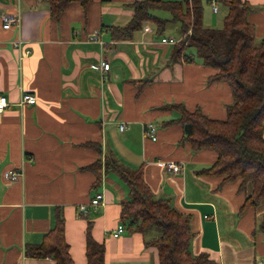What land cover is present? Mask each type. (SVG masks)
<instances>
[{"label":"crops","instance_id":"crops-1","mask_svg":"<svg viewBox=\"0 0 264 264\" xmlns=\"http://www.w3.org/2000/svg\"><path fill=\"white\" fill-rule=\"evenodd\" d=\"M136 1L141 0H93L88 8L70 3L56 19L51 0H0V96L10 104L0 113V264H54L24 253L27 244L41 243L54 228L57 208L64 212L73 264H87L88 222L95 241L106 245L107 264H159L157 249L141 233L111 235L129 188L114 172L104 173L94 186L88 168L110 155L132 170L141 168L157 198L190 215L192 254L206 253L214 264L264 260V232L259 231L264 210L240 214L246 196L238 184L220 188V177L197 173L211 166L216 154H193L180 143L182 128L164 126L174 118L164 108L172 102L226 119V106L233 102L230 87L209 84L217 70L201 60L188 63L182 54L176 58L174 46L162 43L172 36L157 35L150 25L132 39L115 40L114 28L130 23L134 10L129 5ZM221 1L204 0V10L208 2L213 13V2ZM246 1L253 6L249 20L256 37L263 40L264 0ZM5 15L20 16V24L4 29ZM121 19L124 23H116ZM204 19L215 28L211 15ZM24 50L30 53L22 57ZM102 61L111 66L105 81L91 69ZM24 92L37 98L35 105H19ZM149 123L158 127L156 141L144 135ZM89 143L100 146L102 154ZM167 162L182 164L181 173L167 171ZM10 171L23 176L9 182L4 175ZM99 193L104 205L95 211L90 202ZM80 205L88 206L87 216L78 212Z\"/></svg>","mask_w":264,"mask_h":264},{"label":"trees","instance_id":"trees-1","mask_svg":"<svg viewBox=\"0 0 264 264\" xmlns=\"http://www.w3.org/2000/svg\"><path fill=\"white\" fill-rule=\"evenodd\" d=\"M93 0H51V15L59 19L67 5L79 3L88 8ZM204 0H141L129 5L134 16L125 27H115V40H129L147 22L157 24V35L164 33L167 19L153 12H168L181 26V39L174 46L176 58L184 55L188 63L201 60L204 66L217 70L209 84L226 83L233 102L226 106L224 120L212 119L201 107L188 109L183 103L167 105L177 116L164 123L165 127L179 126L183 130L180 143L190 151H212L215 162L198 173L203 177H220V188L238 184L239 192L248 191L240 214L257 209L264 201V39L259 40L249 20L253 6L246 0H222L228 9L221 29L204 24ZM191 30V34L187 35ZM187 35V36H186ZM195 47L196 54L187 55ZM193 58H195L193 60ZM140 91V89H139ZM145 135V130H144ZM146 137V135H145ZM102 154L100 146L89 143ZM183 168V165L181 164ZM99 186L104 173H116L129 188V199L121 204L120 222L125 233H141L147 244L158 252L159 264H214L209 255H194L190 244L195 237L191 217L178 211L167 198H157L144 180L143 170H132L115 156L98 158L88 167ZM157 227L160 234L147 238V232ZM64 212L56 209L54 228L39 244H27L24 256L31 259L50 258L54 264H73L70 245L66 240ZM93 224L86 229L87 264H107L106 245L95 241ZM264 232V211L260 224ZM123 235V234H122ZM121 235V236H122Z\"/></svg>","mask_w":264,"mask_h":264},{"label":"built area","instance_id":"built-area-1","mask_svg":"<svg viewBox=\"0 0 264 264\" xmlns=\"http://www.w3.org/2000/svg\"><path fill=\"white\" fill-rule=\"evenodd\" d=\"M213 13L218 14L219 12V6L216 2H213ZM4 20V29L8 30L11 28L13 24H20V16H10V15H5L3 16ZM191 30L189 31V34H191ZM186 35V36H187ZM182 39L180 38L179 40H176L173 37H168V38H163L162 43L166 45H172L175 46L181 42ZM30 51L24 50V55L23 56H28ZM93 69L100 71L102 75V80L105 81L108 78V74L111 70V66L108 62L102 61L99 64L93 65ZM37 102V98L32 95L28 94L26 92L22 93L21 95V100H20V106L23 107L24 105H35ZM9 100L7 96H0V113H3L8 107H9ZM120 130L123 132L126 130V125L125 124H120L119 125ZM145 135L149 139L156 141L158 138V127L154 123H149L145 126ZM166 170L169 172L173 173H181L182 167L181 164L175 163V162H167L165 163ZM23 176L22 172H16V171H10L5 173V178L9 182H17L19 181ZM104 205V196L103 194L99 193L97 194L90 202V206L94 208L95 211L98 210L101 206ZM78 212H80L81 215L87 216L89 213V208L87 205H80L78 207ZM125 233V227L122 224H119L117 228L111 233L112 237L114 238H119L121 237L122 234ZM257 264H264V260H259Z\"/></svg>","mask_w":264,"mask_h":264},{"label":"rangeland","instance_id":"rangeland-1","mask_svg":"<svg viewBox=\"0 0 264 264\" xmlns=\"http://www.w3.org/2000/svg\"><path fill=\"white\" fill-rule=\"evenodd\" d=\"M163 1H168V0H163ZM171 1H175V0H171ZM179 1H181V0H179ZM207 4H208V2H205L206 8L204 10V18H208L209 15H211L213 23L216 21V24L212 23L211 26L218 28V29L223 28L224 18L226 17V15L228 13V9L226 8L225 5L219 3L218 6L220 8V12L218 14H214V13H212V8H211V10H209V7L206 6ZM158 12H160L159 17L164 18V19H168L167 24L165 26L164 33L167 36H172L176 40H179L181 38V26H180V24L177 23L176 21H174L173 17L168 12H164V11H158ZM153 14L158 16L157 12H153ZM118 22L124 23V21L122 19L118 20L116 23H118ZM204 22H205V19H204ZM145 25H150L153 28H155L156 30L158 28L157 24L152 23V22H147ZM158 39H160V37ZM185 51L188 55H190V53L196 54L197 49L195 47H190V48H187ZM196 61L198 62V60H196ZM91 69H93V66H91ZM173 104H178V102H172V103L166 104V105H173ZM176 116H177V113L174 111L173 117H176ZM113 176H116L126 186V184L120 179V177L117 174H114ZM127 189H128V187H127ZM249 192H250V189L248 191L240 192V194L246 196V194ZM223 206H224V204H223ZM257 210H262V211L264 210V201H262L258 205ZM226 218H227V216H224V219H226ZM234 225H236L235 228H234ZM233 228L235 229L233 233L237 234V231H236L237 223L233 224ZM258 230H259V228H258ZM259 231H257V232H259ZM159 234H160V230L157 227H153L147 232V238H154V237L158 236Z\"/></svg>","mask_w":264,"mask_h":264}]
</instances>
